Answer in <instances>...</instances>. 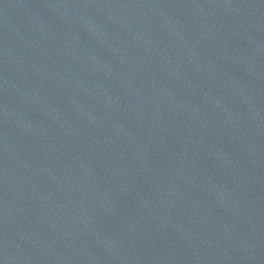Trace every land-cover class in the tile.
Returning <instances> with one entry per match:
<instances>
[{
  "label": "water",
  "instance_id": "95a60500",
  "mask_svg": "<svg viewBox=\"0 0 264 264\" xmlns=\"http://www.w3.org/2000/svg\"><path fill=\"white\" fill-rule=\"evenodd\" d=\"M0 264H264V0H0Z\"/></svg>",
  "mask_w": 264,
  "mask_h": 264
}]
</instances>
